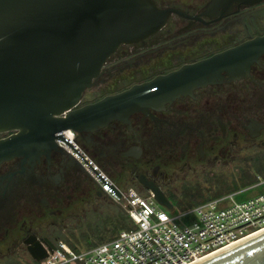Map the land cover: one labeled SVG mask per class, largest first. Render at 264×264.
<instances>
[{"label":"flooded vegetation","instance_id":"1","mask_svg":"<svg viewBox=\"0 0 264 264\" xmlns=\"http://www.w3.org/2000/svg\"><path fill=\"white\" fill-rule=\"evenodd\" d=\"M152 1L160 10H172L162 28L120 45L78 107L264 36V0ZM87 93L93 96L84 100ZM150 113L152 117L136 112L129 124L113 121L92 133L68 131L82 151L126 187L152 198L155 189L170 202V210L176 202L187 207L191 203L182 200L190 193L193 174L207 171V165H216L228 153L264 148V55L247 74L235 79L224 74L221 83ZM103 197L83 164L57 141L48 153L4 161L0 247L23 245L31 257L28 246L34 242L56 246L59 224L50 218Z\"/></svg>","mask_w":264,"mask_h":264},{"label":"water","instance_id":"2","mask_svg":"<svg viewBox=\"0 0 264 264\" xmlns=\"http://www.w3.org/2000/svg\"><path fill=\"white\" fill-rule=\"evenodd\" d=\"M171 11L152 0H0V134L10 133L0 139V164L48 153L58 139L71 146L57 135L63 130L83 134L113 121L129 124L136 112L152 117L151 109L221 83L224 74H247L264 55V36L257 37L78 107L106 59L120 45L157 33ZM153 191L154 200L170 210V202ZM54 249L51 242L28 246L36 263ZM197 264H264V232Z\"/></svg>","mask_w":264,"mask_h":264},{"label":"built area","instance_id":"3","mask_svg":"<svg viewBox=\"0 0 264 264\" xmlns=\"http://www.w3.org/2000/svg\"><path fill=\"white\" fill-rule=\"evenodd\" d=\"M57 135L121 194L119 198L69 144L56 140L83 164L104 196L121 204L133 226L84 250L59 242L41 264H197L264 232V190L243 199H236L241 191L228 193L175 213L133 187L121 189L68 130Z\"/></svg>","mask_w":264,"mask_h":264},{"label":"rangeland","instance_id":"4","mask_svg":"<svg viewBox=\"0 0 264 264\" xmlns=\"http://www.w3.org/2000/svg\"><path fill=\"white\" fill-rule=\"evenodd\" d=\"M92 96L87 93L84 100ZM220 160L216 165H207V171H197L190 177L192 187L188 197L182 201L191 205L181 207L174 202L175 213L193 204L216 199L218 197L213 196L218 193L222 196L241 191L243 193L237 195L236 199H243L264 190V148L258 146L252 151L239 150L228 153ZM114 181L121 189L126 187L123 181ZM103 198L90 206L76 204L64 217L50 218V221L59 224V230L55 233L58 236L57 243L63 242L84 250L112 240L120 231L125 230L131 220L121 204L106 196ZM0 264H34V260L29 257L23 245L11 248L2 246Z\"/></svg>","mask_w":264,"mask_h":264},{"label":"trees","instance_id":"5","mask_svg":"<svg viewBox=\"0 0 264 264\" xmlns=\"http://www.w3.org/2000/svg\"><path fill=\"white\" fill-rule=\"evenodd\" d=\"M105 171V170H104ZM106 172V171H105ZM107 173V172H106ZM108 174V173H107ZM109 175V174H108ZM114 180H117V179H115V178H113ZM219 196H221V193H218V194H215L214 196H213V198H215V197H219ZM212 199V198H211ZM209 200V199H208ZM198 205V204H197ZM193 206H196V204H193L192 206H190V207H193ZM133 225H132V223H130L129 225H127V228L126 229H130L131 227H132ZM92 245H94V244H92ZM99 245V244H98ZM71 248H73L74 250H78V248H76V247H74V246H72ZM90 248V247H89ZM34 264H40V263H36L35 261H34Z\"/></svg>","mask_w":264,"mask_h":264}]
</instances>
